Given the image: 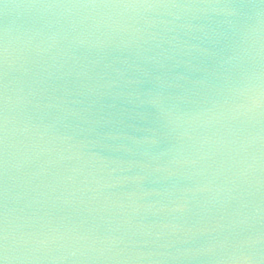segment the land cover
Returning a JSON list of instances; mask_svg holds the SVG:
<instances>
[{
    "label": "water",
    "instance_id": "obj_1",
    "mask_svg": "<svg viewBox=\"0 0 264 264\" xmlns=\"http://www.w3.org/2000/svg\"><path fill=\"white\" fill-rule=\"evenodd\" d=\"M3 264H264V0H0Z\"/></svg>",
    "mask_w": 264,
    "mask_h": 264
},
{
    "label": "snow or ice",
    "instance_id": "obj_2",
    "mask_svg": "<svg viewBox=\"0 0 264 264\" xmlns=\"http://www.w3.org/2000/svg\"><path fill=\"white\" fill-rule=\"evenodd\" d=\"M0 264H3V261L2 260H0Z\"/></svg>",
    "mask_w": 264,
    "mask_h": 264
}]
</instances>
